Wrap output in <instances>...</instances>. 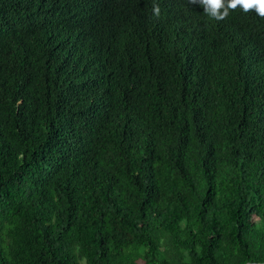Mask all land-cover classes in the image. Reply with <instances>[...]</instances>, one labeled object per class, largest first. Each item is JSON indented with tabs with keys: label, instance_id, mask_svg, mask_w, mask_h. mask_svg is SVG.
I'll return each instance as SVG.
<instances>
[{
	"label": "trees",
	"instance_id": "obj_1",
	"mask_svg": "<svg viewBox=\"0 0 264 264\" xmlns=\"http://www.w3.org/2000/svg\"><path fill=\"white\" fill-rule=\"evenodd\" d=\"M80 261L264 264V17L0 0V264Z\"/></svg>",
	"mask_w": 264,
	"mask_h": 264
},
{
	"label": "clouds",
	"instance_id": "obj_2",
	"mask_svg": "<svg viewBox=\"0 0 264 264\" xmlns=\"http://www.w3.org/2000/svg\"><path fill=\"white\" fill-rule=\"evenodd\" d=\"M204 10L205 14L215 19H223L229 14V10L238 6L244 13L254 10L255 13L264 17V0H194ZM154 13L158 14L159 9L154 8Z\"/></svg>",
	"mask_w": 264,
	"mask_h": 264
},
{
	"label": "rangeland",
	"instance_id": "obj_3",
	"mask_svg": "<svg viewBox=\"0 0 264 264\" xmlns=\"http://www.w3.org/2000/svg\"><path fill=\"white\" fill-rule=\"evenodd\" d=\"M79 264H85V263H84V261H80ZM140 264H141V262H140Z\"/></svg>",
	"mask_w": 264,
	"mask_h": 264
}]
</instances>
